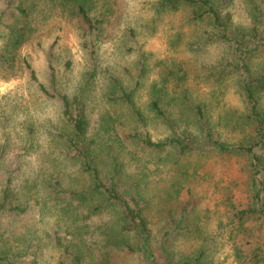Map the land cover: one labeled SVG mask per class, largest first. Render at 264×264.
<instances>
[{
    "label": "rangeland",
    "instance_id": "374dc122",
    "mask_svg": "<svg viewBox=\"0 0 264 264\" xmlns=\"http://www.w3.org/2000/svg\"><path fill=\"white\" fill-rule=\"evenodd\" d=\"M86 1L100 21L96 30L83 25L72 0H0V206L6 185L7 208L20 206L0 209V264H148L125 246L138 239L119 204L67 195L68 188L88 190L91 181L69 144L63 94L85 103L96 165L108 184L114 176L117 192L134 209H142L155 250L166 238L176 263L264 264V191L257 195L264 166L256 175L251 155L210 149L204 131L182 115L184 106L202 104L216 141L253 146L264 160L234 42L216 39L221 31L212 18L194 19L195 6L158 14L160 0ZM212 3L231 14L229 33L241 35L242 49L249 50L250 75L264 76V0ZM14 31L22 44L8 53ZM26 61L56 97L31 80ZM154 88L176 125L152 120L143 127L121 99L123 89L133 90L145 107ZM259 102L264 110V92ZM133 134L201 148L150 149L127 138ZM50 178L58 180L57 190L46 187Z\"/></svg>",
    "mask_w": 264,
    "mask_h": 264
},
{
    "label": "trees",
    "instance_id": "16d2710c",
    "mask_svg": "<svg viewBox=\"0 0 264 264\" xmlns=\"http://www.w3.org/2000/svg\"><path fill=\"white\" fill-rule=\"evenodd\" d=\"M74 3L76 15L80 18L83 25L88 28L90 31L96 30L99 27L100 21L97 19H93L88 11L87 1L86 0H72ZM183 6H195V11L193 12L194 19H205L212 18L215 27L220 29L221 33L216 36V39L226 41V42H234L235 49L241 58L243 72L245 75L242 80V93L245 97L246 101L250 106V117L252 119L254 129L257 131L258 135L264 138V110H261L259 96L264 92V76H252L250 75V64L247 62L249 55L247 51L248 49L243 50V43L241 42L239 35H235L233 33H229L230 26L232 23V16L230 13L225 15L215 7L212 3V0H160L156 9L158 14H162L165 11H178ZM19 13L23 16H27V11L23 8L22 5L17 7ZM256 30V28L254 29ZM14 37L12 38V42L7 45L10 47L8 53L15 52L21 46V36L18 32H15ZM231 35V36H230ZM4 60L7 63H10L13 58H7V55L3 56ZM26 68L30 72L31 80L38 84L40 90L48 94L52 97H56V95L50 94L46 88L39 83L35 70L32 66L26 61ZM51 66V77L52 82H55V71L50 62ZM144 68L141 69V75L143 73ZM145 71V70H144ZM140 85V83H139ZM62 106H63V116L65 119L70 122L72 126V137L69 139V144L72 149V152L75 153L74 159H76L80 166H82L81 171L85 173L86 176L89 177L91 181V186L88 190L85 191H74L71 188L66 189L71 198L79 200H86V195H98L104 196L108 201L111 200L114 203H117L121 206L123 216L126 220L133 222V226L128 227V230H133L134 234H136L138 239L137 245L126 244V248L129 252L138 254L142 256L148 264H192L190 260H183L182 262L176 263L173 261V257L169 252L168 248L165 246L167 242L166 238H164L163 242H160L158 248L155 250L152 243V236L147 227V222L145 217L143 216L142 209L138 207V209H134L130 203L124 198L122 195L117 192L115 188L114 176L110 179V184L106 182V179L102 175V172L96 165V152L94 151L93 145L94 143L88 138V128L89 122L87 119L86 105L85 103L79 99L75 98L71 100L66 94L59 96ZM121 99L122 101L130 108L131 112L134 114L133 118L136 123L142 125L143 127L148 126L150 121H160L166 124L176 125L173 120L170 119V115H168L162 108V100L158 95L157 89H152L150 92V97L145 107H140L134 100V91H121ZM184 105V103H182ZM185 109L187 110L185 112ZM183 116L191 117V121L198 125L205 133V139L208 142L210 149L216 150L221 153H234V152H243L251 155L253 160V169L255 174L261 173L262 168L264 166L263 158L257 155L254 152L253 146H236L230 147L219 141H216L213 137V124L210 122V118L207 116L205 108L202 104L189 105L184 106L182 109ZM172 121V122H171ZM127 138L138 140L143 145L148 148H152L155 150H161L166 146H177L182 152L193 151L200 149L201 147L196 144L194 141L184 143L181 139H168L163 142H154L148 135L144 138H139L138 134H133V136H128ZM114 163V162H113ZM118 163L114 165V173L118 171ZM38 182L37 179L34 180ZM114 181V182H113ZM58 180L50 178L46 182V187L49 189L57 190L59 187ZM256 183V182H255ZM264 184V180H263ZM261 183V186L263 185ZM255 187H258L255 185ZM10 186L5 187L3 190V203L0 206L2 211L14 210L19 211L20 206H14L13 208H7L11 199V194L9 191ZM264 191V188H260L258 190V197ZM59 195V193H55V197ZM138 204V203H136ZM264 213V212H263ZM182 220V219H180ZM160 255V258L158 257ZM202 255L201 257H203ZM5 257L0 256V261H3ZM161 259V260H159Z\"/></svg>",
    "mask_w": 264,
    "mask_h": 264
}]
</instances>
